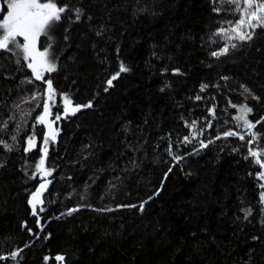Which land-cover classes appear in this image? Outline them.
I'll list each match as a JSON object with an SVG mask.
<instances>
[{
    "label": "trees",
    "instance_id": "trees-1",
    "mask_svg": "<svg viewBox=\"0 0 264 264\" xmlns=\"http://www.w3.org/2000/svg\"><path fill=\"white\" fill-rule=\"evenodd\" d=\"M60 3L68 9L65 18L39 44H50L57 55L58 70L46 79L58 87L53 111L62 117L46 156L52 175L39 218L28 201L43 182L35 165L47 127L34 121L45 100H25L46 85L26 62L16 65L0 54V122H7L6 128L0 123V141L12 148L0 144V256L19 251L0 264H61L57 255L63 264H264L261 169L248 156L249 137H223L226 130L243 131L235 117L244 103L252 109L250 121L264 120V29L249 42L233 41L237 47L217 58L211 53L226 42L215 33L239 19L234 5ZM75 9H82L79 21ZM121 62L130 71L104 92ZM60 93L93 107L63 117ZM193 121L203 131L196 138ZM252 131L264 149V122ZM33 134L37 146L26 151ZM72 208L78 210L68 215Z\"/></svg>",
    "mask_w": 264,
    "mask_h": 264
},
{
    "label": "snow or ice",
    "instance_id": "snow-or-ice-1",
    "mask_svg": "<svg viewBox=\"0 0 264 264\" xmlns=\"http://www.w3.org/2000/svg\"><path fill=\"white\" fill-rule=\"evenodd\" d=\"M220 3H228L234 5L233 11L239 13V19L234 23L230 22L227 29H219L215 35L220 36L226 43L219 50L213 51L212 56L219 58L222 55H226L229 52V48H236L238 41L240 43L249 42L255 36L257 28L264 29V0H219ZM67 6L60 3V0H7L6 5H0V13H6L0 15V52L4 54H10L14 57V63L21 65V62H26V67L31 70L34 79L36 81H42L46 88L43 92H34L32 97L25 102L30 103L31 100H39L41 97L44 98L45 102L43 105L37 104L36 107L42 108V114H37L34 124L44 125L47 127V134L41 133L42 144H43V157L48 154L49 143L55 142L59 131L54 127L56 121H59L62 117L60 112H56L53 119L52 108L56 106V97L58 95V87H54L53 80L51 78L45 79L46 73H54L58 70L57 55L51 51L50 44L45 45L44 50L39 47L41 37L51 39L54 36L55 27L64 19V13L67 11ZM220 11L219 8L214 9ZM75 20L79 21L83 15L82 9H75ZM215 42V41H213ZM5 57L0 56V61ZM4 65L0 63V68ZM130 71V69L121 62L118 66L115 74L111 75L105 82L104 92H107L114 86L113 81L119 79L121 73ZM32 80H28V83H32ZM207 86H202L201 91ZM163 91V89H161ZM243 93L248 94L251 98L259 99L251 93V90L247 87L243 88ZM63 100V113L75 115L82 109L92 108L93 103L91 101L87 103L73 104L72 99L66 93H60ZM196 99H200L199 96ZM17 110L20 109V105L15 106ZM233 108L237 105L233 104ZM213 117L215 116V110H211ZM240 115L236 116L235 119L238 122L236 127L243 129L242 132L226 130L223 133V137H238L240 140H245V137H249L248 140V156L254 159V163L259 165L261 171L257 174V179L264 181V160H261V154L264 149L259 146L260 133L252 131L256 127L257 123L264 122L257 121L253 123L248 119V115L252 112V109L248 107L246 103L239 106ZM10 119H15L14 116ZM3 127H7V122H0ZM189 127L192 129V138L203 135V131L196 130V122L193 121ZM207 127H211L209 123ZM221 136L217 135L216 139H220ZM16 139L15 136L12 137ZM185 142L190 143L189 137L184 138ZM27 148L26 151H31L37 142V136L35 134L27 137ZM213 141H209L212 143ZM4 148L8 151H12L10 145L0 141ZM202 147H207V144L203 140L200 141ZM256 144V148L252 147ZM248 156L245 158L247 159ZM176 159V157H174ZM3 165L0 164V167ZM35 172L43 182L39 183V186L30 193V199L28 201L31 207V214L39 218V213H43L46 209L44 208L45 197L44 193L47 191L48 185L51 183L50 180L45 177L52 175V170L45 167V159L39 158V162L35 165ZM36 179L37 176L30 177ZM260 188L264 189V183L260 184ZM159 195V192L156 193ZM261 202H264V192L260 195ZM78 209L72 208L67 214L71 215L72 212ZM111 211V209H108ZM140 211H143V205L140 206ZM251 215V210L245 211V219ZM26 226V225H25ZM42 231L43 228L41 227ZM31 231V229H29ZM27 246V245H26ZM22 251V249L20 250ZM19 255V251L11 253V256H0V260H7L9 258L15 260ZM48 258L46 257L45 260ZM57 262L63 264L65 257L63 255L55 256Z\"/></svg>",
    "mask_w": 264,
    "mask_h": 264
},
{
    "label": "rangeland",
    "instance_id": "rangeland-1",
    "mask_svg": "<svg viewBox=\"0 0 264 264\" xmlns=\"http://www.w3.org/2000/svg\"><path fill=\"white\" fill-rule=\"evenodd\" d=\"M5 2V5H6V2H7V0H5L4 1ZM6 14V13H5ZM31 71V70H30ZM51 74V73H50ZM49 73H46L45 74V79L50 75ZM34 77V76H33ZM60 105V107H62V105H63V100L61 101V104H59ZM56 106H57V98H56ZM54 107L52 108V112H53V119H54ZM62 111H63V108H62ZM58 123V121H56V123H55V125H54V127H56L57 129L59 128V124H57ZM39 125V124H38ZM45 132H46V134H47V129L45 130ZM57 138H58V136H57ZM57 140V139H56ZM51 143V142H50ZM49 143V144H50ZM36 146H37V142H36V145H35V147L34 148H36ZM33 148V149H34ZM41 151H42V158H44L45 159V167H46V157H43V146H42V149H41ZM50 176H48V177H45V179H48ZM42 181V180H41Z\"/></svg>",
    "mask_w": 264,
    "mask_h": 264
},
{
    "label": "water",
    "instance_id": "water-1",
    "mask_svg": "<svg viewBox=\"0 0 264 264\" xmlns=\"http://www.w3.org/2000/svg\"><path fill=\"white\" fill-rule=\"evenodd\" d=\"M0 5H4V3H3V0H0ZM0 15H4V13H0ZM2 52H0V54H1ZM67 115H69V114H67ZM65 115H64V113H63V117H64ZM39 186V185H38ZM49 193V185H48V188H47V191L44 193V197H46V195ZM43 206H45V203H44V205ZM33 216V215H32ZM33 217H36V216H33Z\"/></svg>",
    "mask_w": 264,
    "mask_h": 264
},
{
    "label": "bare ground",
    "instance_id": "bare-ground-1",
    "mask_svg": "<svg viewBox=\"0 0 264 264\" xmlns=\"http://www.w3.org/2000/svg\"><path fill=\"white\" fill-rule=\"evenodd\" d=\"M3 3H4V5H5V2H4V0H3ZM5 14V13H4Z\"/></svg>",
    "mask_w": 264,
    "mask_h": 264
},
{
    "label": "flooded vegetation",
    "instance_id": "flooded-vegetation-1",
    "mask_svg": "<svg viewBox=\"0 0 264 264\" xmlns=\"http://www.w3.org/2000/svg\"><path fill=\"white\" fill-rule=\"evenodd\" d=\"M41 50H44V49H41Z\"/></svg>",
    "mask_w": 264,
    "mask_h": 264
}]
</instances>
